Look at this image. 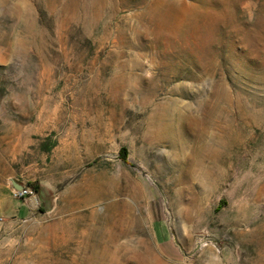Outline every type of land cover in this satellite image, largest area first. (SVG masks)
<instances>
[{
	"label": "rangeland",
	"instance_id": "1",
	"mask_svg": "<svg viewBox=\"0 0 264 264\" xmlns=\"http://www.w3.org/2000/svg\"><path fill=\"white\" fill-rule=\"evenodd\" d=\"M0 264H264V0H0Z\"/></svg>",
	"mask_w": 264,
	"mask_h": 264
},
{
	"label": "built area",
	"instance_id": "2",
	"mask_svg": "<svg viewBox=\"0 0 264 264\" xmlns=\"http://www.w3.org/2000/svg\"><path fill=\"white\" fill-rule=\"evenodd\" d=\"M13 195L17 198H27L34 195V191L28 187H23L22 189L14 188Z\"/></svg>",
	"mask_w": 264,
	"mask_h": 264
},
{
	"label": "water",
	"instance_id": "3",
	"mask_svg": "<svg viewBox=\"0 0 264 264\" xmlns=\"http://www.w3.org/2000/svg\"><path fill=\"white\" fill-rule=\"evenodd\" d=\"M14 186L18 189H22L24 186L21 183L14 181Z\"/></svg>",
	"mask_w": 264,
	"mask_h": 264
},
{
	"label": "trees",
	"instance_id": "4",
	"mask_svg": "<svg viewBox=\"0 0 264 264\" xmlns=\"http://www.w3.org/2000/svg\"><path fill=\"white\" fill-rule=\"evenodd\" d=\"M122 154H123V157H126L127 156V149L126 148H123Z\"/></svg>",
	"mask_w": 264,
	"mask_h": 264
}]
</instances>
